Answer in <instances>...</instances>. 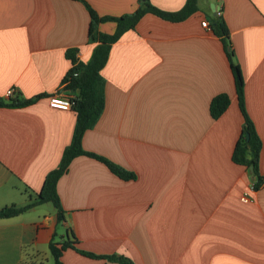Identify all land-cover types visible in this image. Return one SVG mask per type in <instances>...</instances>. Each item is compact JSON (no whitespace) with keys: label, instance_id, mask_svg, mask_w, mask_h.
<instances>
[{"label":"crops","instance_id":"1","mask_svg":"<svg viewBox=\"0 0 264 264\" xmlns=\"http://www.w3.org/2000/svg\"><path fill=\"white\" fill-rule=\"evenodd\" d=\"M150 1L165 12L186 3ZM198 5L180 22L146 14L112 44L102 70L105 109L82 144L136 179L77 157L57 186L65 221L49 203L0 219V264H22L35 252L48 260L54 235L78 241L62 264H120L81 251L131 264H264V185L253 202H242L256 183L248 166L233 161L245 118L227 47L202 24L220 17L229 27L245 109L263 144V175L264 0ZM140 6L141 0H0V100L37 98L24 108L0 107V209L36 199L73 141L77 114L51 108L49 99L72 94L63 82L72 68L67 51L78 50V60L88 63L98 46L89 38V8L99 18H120ZM116 30L115 21L97 29ZM223 93L231 103L215 119L210 103Z\"/></svg>","mask_w":264,"mask_h":264},{"label":"trees","instance_id":"2","mask_svg":"<svg viewBox=\"0 0 264 264\" xmlns=\"http://www.w3.org/2000/svg\"><path fill=\"white\" fill-rule=\"evenodd\" d=\"M199 0H186L185 6L176 12H165L156 7L150 0H141V6L136 12L117 17H103L99 18L95 11L91 8L90 15L92 18L91 28H89V38L91 42L98 43L96 50L92 54L90 62L83 63L78 60L76 53L78 50H68L67 57L72 63L71 70L66 74L63 82L66 84V89L72 92L74 96V104L72 110L77 114L76 126L71 144L65 148L61 164L50 172L46 178L45 185L37 198L31 200L26 206L19 207L12 205L0 209V219H9L15 216H20L38 205L52 203L56 208L57 220L59 222L65 221V211L58 194L57 186L60 178L68 172L70 164L79 156H89V158L97 159L107 165L112 173L124 180H135L136 176L133 172L125 170L119 165L111 162V160L90 153L83 147V140L85 133L92 130L98 120H100L105 109V79L102 77V70L108 61V55L113 43L117 42L121 36L129 30L136 29L139 21L146 14H154L163 20L170 22H180L188 19L199 10ZM104 21H115L118 24V30L113 35L102 34L97 31L98 24ZM211 27L216 33L215 35L221 37L224 41L227 51L228 59L231 69L235 76V87L239 98V107L245 118V125L241 136L237 142L236 148L233 152V161L240 165L248 166L252 171L251 174L256 178V187L260 188L261 177L259 175V161L260 152L263 148L262 140L259 137L255 125L250 119L245 109V95H244V76L238 64L234 61V53L231 51L228 44L230 34L229 27L226 22L217 17L211 23ZM34 99H16L9 102L0 100V107H28L35 103ZM231 99L228 94L223 93L217 95L210 103V113L213 118L218 119L228 109ZM249 135V139L247 137ZM70 234V233H69ZM69 236V235H68ZM57 240L54 235L49 243L50 256L53 259V264H62V256L68 249H77L78 241L72 237V240L67 239ZM88 257L107 259L108 261L118 262L120 264H131L130 260L124 256H108L96 255L93 253H85ZM39 254V253H38ZM27 255L22 264H47V259L38 260L39 255ZM45 262V263H44Z\"/></svg>","mask_w":264,"mask_h":264},{"label":"built area","instance_id":"3","mask_svg":"<svg viewBox=\"0 0 264 264\" xmlns=\"http://www.w3.org/2000/svg\"><path fill=\"white\" fill-rule=\"evenodd\" d=\"M204 27H207L208 29H211V25L208 22V20H204L202 22ZM14 93V90L9 91L7 93L8 97H11ZM74 94L72 93H56L52 95L49 99V106L53 109H59L64 111H70L73 107V100H74ZM261 181H260V187L264 185V174L260 175ZM258 188L256 187L255 183L251 185V187L244 192L241 196L242 202L249 204L253 202L252 193L255 192Z\"/></svg>","mask_w":264,"mask_h":264},{"label":"rangeland","instance_id":"4","mask_svg":"<svg viewBox=\"0 0 264 264\" xmlns=\"http://www.w3.org/2000/svg\"><path fill=\"white\" fill-rule=\"evenodd\" d=\"M48 205H49V207H51V208L54 207L52 203L46 204L45 206L48 207ZM45 252H47L46 255L48 256L47 264H53V259H52V257L50 256L49 248H45ZM38 253H39V254H38ZM34 254H38V255H39V259H38V260H44V261L46 260V257H45L42 253H40V252H35ZM44 263H45V262H44Z\"/></svg>","mask_w":264,"mask_h":264},{"label":"water","instance_id":"5","mask_svg":"<svg viewBox=\"0 0 264 264\" xmlns=\"http://www.w3.org/2000/svg\"><path fill=\"white\" fill-rule=\"evenodd\" d=\"M212 8H213V10H214V11H213V12H214V15L216 16V13H215V11H216V7L213 5ZM247 137H248V139H249V135H247Z\"/></svg>","mask_w":264,"mask_h":264}]
</instances>
